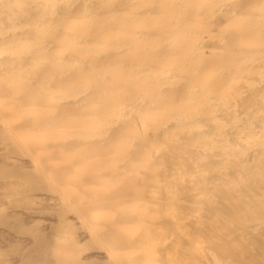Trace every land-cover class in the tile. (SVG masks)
Instances as JSON below:
<instances>
[{
    "label": "bare ground",
    "instance_id": "bare-ground-1",
    "mask_svg": "<svg viewBox=\"0 0 264 264\" xmlns=\"http://www.w3.org/2000/svg\"><path fill=\"white\" fill-rule=\"evenodd\" d=\"M0 129L111 263L264 264V0H0Z\"/></svg>",
    "mask_w": 264,
    "mask_h": 264
},
{
    "label": "rangeland",
    "instance_id": "rangeland-1",
    "mask_svg": "<svg viewBox=\"0 0 264 264\" xmlns=\"http://www.w3.org/2000/svg\"><path fill=\"white\" fill-rule=\"evenodd\" d=\"M21 151L0 131V264H113Z\"/></svg>",
    "mask_w": 264,
    "mask_h": 264
}]
</instances>
